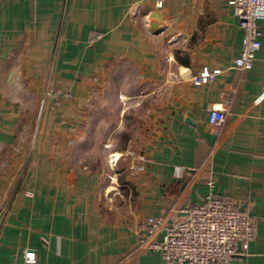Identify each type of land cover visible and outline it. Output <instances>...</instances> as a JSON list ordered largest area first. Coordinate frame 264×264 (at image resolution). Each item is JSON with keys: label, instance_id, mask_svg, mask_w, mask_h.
I'll use <instances>...</instances> for the list:
<instances>
[{"label": "crops", "instance_id": "obj_1", "mask_svg": "<svg viewBox=\"0 0 264 264\" xmlns=\"http://www.w3.org/2000/svg\"><path fill=\"white\" fill-rule=\"evenodd\" d=\"M156 1L0 0V142L15 144L24 128L75 137L57 151L38 134L22 143L30 165L19 182L0 187V264H20L25 248L36 252L30 264H163L158 250L136 249L145 219L179 217L208 192L256 222L246 254L212 264H264V18L252 66L241 70L233 59L243 31L229 0H162V8ZM93 34L100 37L89 43ZM202 67L219 72L195 84ZM33 84L50 86L45 98L57 99L43 100L46 117L74 121L16 122L21 106L11 100ZM97 84L101 99L134 100L131 145L114 141L129 125L124 106H103L114 122L76 121L90 113L85 102ZM219 102L226 117L213 127L209 111ZM80 129L101 131L97 168L74 165L77 157L60 150L80 145ZM110 145L114 153L105 151Z\"/></svg>", "mask_w": 264, "mask_h": 264}, {"label": "built area", "instance_id": "obj_2", "mask_svg": "<svg viewBox=\"0 0 264 264\" xmlns=\"http://www.w3.org/2000/svg\"><path fill=\"white\" fill-rule=\"evenodd\" d=\"M229 2L233 6L234 21L243 31L240 52L233 64L241 70L249 69L261 45L257 20L264 18V0ZM156 6L162 8V0H157ZM99 37V34H93L89 41ZM218 72L217 68L202 67L194 75L193 82L200 84L211 80ZM226 112V103H217L209 111V124L213 127L221 125ZM115 160L116 156L111 155L110 163L114 164ZM208 184L211 186L212 182L208 181ZM181 213L179 217L169 213L148 216L136 249L158 250L163 264L226 263L235 254H246L249 242L255 237V219L239 210L232 200L212 192H208L201 202L182 208ZM35 261V250L25 248L20 264Z\"/></svg>", "mask_w": 264, "mask_h": 264}, {"label": "rangeland", "instance_id": "obj_3", "mask_svg": "<svg viewBox=\"0 0 264 264\" xmlns=\"http://www.w3.org/2000/svg\"><path fill=\"white\" fill-rule=\"evenodd\" d=\"M89 41V40H88ZM94 42V41H93ZM89 43H92L89 41ZM40 84H33V86L26 87L28 89H25V95L23 94V97L20 98H12V104H20L21 106V111L22 115L18 116L16 122L23 124V126H29L31 124H35L37 126H40L41 122H49V123H59V124H64L67 125L69 123H72L74 120L70 116L63 115V113H59L56 117L50 116L46 117L44 113H42V102L43 100L48 103V102H57L55 97L52 98V100L48 99L52 96L53 90L49 86L48 88L50 89H42V88H36L35 86L39 87ZM44 86L46 84H43ZM42 85V86H43ZM97 88H94V93L92 94L93 98H91L89 101L85 102L87 108H89V114L85 115V117L81 116L80 118L76 119L78 122H86V123H92V122H114L116 121L115 115L109 114L107 111H103V106H106L107 108H111L112 110L115 109L116 107L124 106L126 107V111L123 115V122L125 124H129L127 127L124 126V129L122 128L119 133L114 136V141L120 146L122 143L129 141V144L131 145L133 141V136H137V131L136 129L132 130V122H133V116L131 114V108L132 104L134 103L133 99H123L122 101H116L115 98H108V99H101L98 97L99 93V87L98 84L96 86ZM12 90H16V84L12 85ZM52 91V93H51ZM18 92V91H15ZM51 95V96H50ZM48 97V98H45ZM67 97H71L70 93H66ZM32 97V98H31ZM145 100V99H144ZM143 100V101H144ZM45 103V104H46ZM144 104V103H143ZM31 107H36L35 113L30 114ZM52 118V119H51ZM12 119H14L12 117ZM89 125L87 126V128ZM90 128V127H89ZM97 129L98 124H97ZM135 128V127H134ZM87 133V135H86ZM14 134L17 136V141L15 144L11 146H6L2 142H0V187L4 189L8 185L11 184V182H19V173L27 168L30 164L27 158V154L29 152V147L23 146L22 143L28 144L30 143V140H35L36 136L38 134V137H44L46 139H50V145L48 149L51 148L53 151L59 150V147H56L55 145L59 141H66L65 143H70L71 141L75 138L72 136L73 132L68 131L67 129L61 130V131H34V130H27V129H19L14 132ZM36 134V136H35ZM85 134V135H84ZM91 134V135H90ZM76 140H80V145L84 144L83 141L84 139L86 140H91L85 145L87 146H77V147H60L62 150V153L67 155L68 159L70 161L73 160L74 165H90L92 167H99L100 163V157L104 156L105 152L102 150L100 145L97 143L98 140H100L101 137V131L99 130H91V131H85L80 129V131L76 132ZM129 136V137H126ZM136 137H134L135 140ZM124 140V142H122ZM54 145V146H53ZM53 146V147H52ZM114 146H109L105 151H111V153H114L113 148ZM130 147V146H129ZM137 148V147H136ZM31 154V152H29ZM110 167L115 166L114 164L112 165L109 163ZM111 167V168H112ZM114 167L112 168V170ZM111 170V169H110ZM114 171V170H113ZM12 178V179H11ZM12 183V185H13ZM15 184V183H14ZM5 207L4 205H0V212L4 211Z\"/></svg>", "mask_w": 264, "mask_h": 264}]
</instances>
